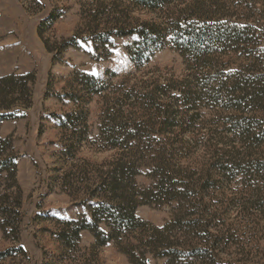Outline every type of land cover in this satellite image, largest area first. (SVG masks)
Returning <instances> with one entry per match:
<instances>
[{"label":"trees","instance_id":"obj_1","mask_svg":"<svg viewBox=\"0 0 264 264\" xmlns=\"http://www.w3.org/2000/svg\"><path fill=\"white\" fill-rule=\"evenodd\" d=\"M241 10L249 11L242 16L255 25H236ZM138 11L155 15L156 20L140 22L132 17ZM81 17L74 36L56 47L44 34L57 17L52 14L41 22L38 33L45 48L54 53V63L60 62L67 48L91 43L98 53L114 37H135L128 52L137 71L157 51L172 47L182 56L187 76L161 80L145 79V75L132 85L115 87L111 84L115 75L103 80L83 72L72 74L67 96L78 111L59 119L61 128L73 131L74 137L86 136V107L99 96L100 142L116 155L100 165L73 163L77 172L61 179L66 192L87 189L89 194L79 204L87 206L90 218L60 222L63 227L57 237L65 254L78 247L83 231H89L95 248L115 242L130 264H147L148 254L169 264H228L222 256L228 255L234 235L226 219L233 196L227 193L238 176L246 178L242 193L246 204L264 214V157L255 153L264 143V51L260 47L264 28L256 26L264 24L263 2L90 0ZM239 50L243 70L227 72L232 54ZM35 77L33 73L0 77V124L22 118L21 111L32 107ZM209 106L214 112L211 119L223 127H206L201 111ZM249 113L261 118L244 117ZM186 134L193 138L182 139ZM68 146L69 153L72 146ZM12 148L11 140L0 138V229L5 238L19 237L23 223V193ZM141 176L152 184L139 186ZM215 196L222 200L217 203ZM172 204L171 219L162 227L136 215L141 205ZM10 254L12 250L0 253V260Z\"/></svg>","mask_w":264,"mask_h":264},{"label":"rangeland","instance_id":"obj_2","mask_svg":"<svg viewBox=\"0 0 264 264\" xmlns=\"http://www.w3.org/2000/svg\"><path fill=\"white\" fill-rule=\"evenodd\" d=\"M259 1L264 4V0ZM89 3L90 0H0V77L28 73L36 76L32 107L21 111L22 118L0 124V138L13 143L12 150L17 156V181L23 193V223L19 237L5 238L0 229V253L12 250V255L0 260V264H44L45 261L57 264H130L115 242L95 248L96 241L89 231H83L78 247L66 254L58 240L57 233L63 227L60 222L77 221L81 216L90 218L87 206L79 204L88 199V190L77 194L74 190L66 192L61 179L71 171L77 172L73 163L100 165L116 155V151L105 150L100 142L102 99L99 96L92 98L86 107V136L74 137L73 131L61 128L59 119L78 111V105L67 96L70 93L67 84L75 72L103 80L115 75L111 79L115 87L121 83L132 85L135 79L145 75V79L182 80L187 76L186 65L179 52L166 47L157 51L142 71H137V64L128 52L135 37H114L106 50L98 53L91 43L81 45L80 49L67 48L60 54V62L54 63V53L45 48L38 33L41 22L52 14L57 17L44 34L45 40L56 47L57 43L74 36L82 23L83 6ZM244 12L249 11H240L236 25H255L253 21L246 20L250 17L242 16L246 15ZM132 17L140 22L156 20L155 15L143 11L134 12ZM256 26L264 28L263 23ZM262 35L260 47L264 51V30ZM242 55V50L232 54L234 60L227 65V72L243 70ZM227 59L224 57L222 60ZM201 113L206 116V127H223L211 119L214 115L211 106L202 109ZM226 115L228 112L223 114ZM255 116L261 118L254 113L244 117ZM181 138L192 139L193 136L186 134ZM68 145L72 146L69 153ZM255 151L264 157V143ZM137 182L142 188L152 184L144 176L138 177ZM246 188V178L238 176L227 193L233 196L228 203L226 219L234 235L232 248L228 255L222 256L228 264H264V214L246 204L242 196ZM214 198L217 203L222 200L220 196ZM174 207V204L141 205L136 215L156 227H162L171 219ZM146 261L147 264H169L167 259L150 254Z\"/></svg>","mask_w":264,"mask_h":264}]
</instances>
